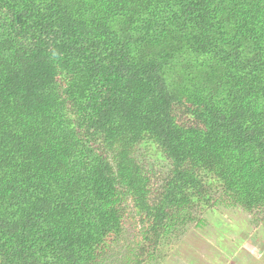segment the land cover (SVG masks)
<instances>
[{
    "label": "trees",
    "instance_id": "16d2710c",
    "mask_svg": "<svg viewBox=\"0 0 264 264\" xmlns=\"http://www.w3.org/2000/svg\"><path fill=\"white\" fill-rule=\"evenodd\" d=\"M220 206L264 227V0H0V264L128 221L140 264Z\"/></svg>",
    "mask_w": 264,
    "mask_h": 264
},
{
    "label": "rangeland",
    "instance_id": "374dc122",
    "mask_svg": "<svg viewBox=\"0 0 264 264\" xmlns=\"http://www.w3.org/2000/svg\"><path fill=\"white\" fill-rule=\"evenodd\" d=\"M150 164L165 167L155 146L140 149ZM204 210V209H203ZM203 226L189 225L140 264H264V227L240 209L220 206L203 214ZM140 232L128 221L123 236L101 264H138Z\"/></svg>",
    "mask_w": 264,
    "mask_h": 264
}]
</instances>
